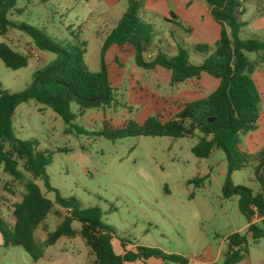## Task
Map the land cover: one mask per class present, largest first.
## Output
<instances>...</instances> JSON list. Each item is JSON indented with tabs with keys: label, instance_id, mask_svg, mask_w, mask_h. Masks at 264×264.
Here are the masks:
<instances>
[{
	"label": "rangeland",
	"instance_id": "rangeland-1",
	"mask_svg": "<svg viewBox=\"0 0 264 264\" xmlns=\"http://www.w3.org/2000/svg\"><path fill=\"white\" fill-rule=\"evenodd\" d=\"M16 9L20 12L13 9L8 13L10 21L41 30L61 47L67 43H85L84 63L91 71L99 72L105 61L113 88V101L105 108L89 109L80 115L78 106L72 104L75 117L70 124H65L52 110L34 101L16 109L12 119L15 136L20 140H35L39 149L52 155L47 175L53 188L63 197L78 199L82 208L99 207L103 222L112 226L120 237L128 235L134 242L162 245L166 251L191 248L190 243L179 239L174 228L186 233L191 225H200L209 244L206 255H211L216 253L223 238L248 223L239 211V197L234 194L230 199H224L222 193L229 179L234 186L247 187L255 193L260 191L255 167L264 150V114L253 131L241 135V148L250 156V163L245 169L231 174L223 151L214 150L207 159L197 158L192 153L201 136L198 132L178 139L137 136L109 140L96 135L106 119L131 118L139 124L150 117L166 120L168 111L175 110L179 102L208 97L219 81L203 73L200 79L171 85L168 70L139 67L134 52L121 56L124 67L120 68L111 62L109 53H103L108 36L95 37L85 31L81 34L76 29L88 17L90 4L87 0H16ZM153 34L156 45L143 53L146 62L152 61L159 52L174 57L178 54V46L188 51L190 61L195 65L202 64L206 58L185 33L180 37L175 29L170 32L164 22ZM2 42L29 56L27 67L15 71L5 67L0 60V85L10 93L24 90L31 82L33 72L56 58L54 53L40 51L31 36L17 29H11L7 36L0 34ZM260 53L248 54L257 72L264 68L257 60ZM34 54L38 60H34ZM259 112H264L261 100ZM79 129L84 133L79 134ZM201 177L207 178L200 186L189 183ZM30 178L25 173L23 181H15L0 165V219L11 227L14 225L13 206L22 199L25 182ZM36 183L47 198L55 200L54 192H49L42 180L38 179ZM57 209L59 207L54 204L43 227L36 231L37 241L47 238V233L55 230L60 221L59 212H54ZM60 214L65 216L66 210L61 208ZM258 225L264 228V222ZM80 228L81 225L75 222L74 230ZM169 232L173 239L163 237ZM57 247L64 248L63 241H59ZM53 250L51 246L45 248L44 259L34 261L22 246L5 248L0 234V264H83L84 255L77 256V261L71 263ZM247 251L255 260L263 258L264 239L254 243L249 238ZM223 260L224 256H221L219 264Z\"/></svg>",
	"mask_w": 264,
	"mask_h": 264
},
{
	"label": "trees",
	"instance_id": "trees-1",
	"mask_svg": "<svg viewBox=\"0 0 264 264\" xmlns=\"http://www.w3.org/2000/svg\"><path fill=\"white\" fill-rule=\"evenodd\" d=\"M210 8L214 20L222 27L221 36L214 48L198 44L195 49L206 58L200 65L191 63L186 49L178 46V54L171 57L163 52L155 55L150 62L144 61L143 53L154 47L153 26L141 17V3L129 0L127 12L115 24L108 35L103 53H110L111 61L124 67L121 55L135 53L139 67L147 70L163 68L171 73V85L200 79L203 73L217 79L219 85L208 97L193 102H184L179 112L163 120L150 117L143 124L131 118L122 120L106 119L96 135L109 140L146 136L183 138L200 133L192 153L200 159H207L214 150L226 155L230 174L241 171L250 163V156L241 148V135L253 131L259 119L260 95L251 79L255 70L247 53H264V42L250 38L242 39L241 30L245 24L240 20L243 4L250 0H199ZM16 9V0H0V34L6 36L11 29H17L31 36L35 46L44 52L56 54V58L33 72L31 82L22 91L10 93L0 85V165L3 172L15 181L24 180L25 173L31 178L25 182L22 199L13 206L14 225L11 227L0 219V234L5 248L22 246L37 261L47 247L54 245L61 237L72 238L76 232L73 223L81 225L80 234L95 256L90 264H125L138 259L156 258L163 262L187 264L188 260L177 254H167L154 247L137 248V253L127 252L117 255L112 241L115 229L103 222L99 207L82 208L78 199L63 197L50 185L47 168L52 163V155L39 149L35 140H20L15 136L12 119L16 109L23 103L34 101L49 108L65 124H70L75 115L71 105L78 106L80 115L93 108H105L113 101L105 61L102 70L91 71L83 61L85 43L79 45H57L44 33L25 23L10 21L7 15ZM29 56L0 43V60L5 67L19 70L28 65ZM264 63V56L261 58ZM212 120V121H211ZM78 133H84L78 130ZM20 168L23 169V172ZM255 175L261 189L255 193L247 187L234 186L230 179L223 189V198L239 197L238 207L248 220L254 216L264 218V150L260 152ZM207 177L195 178L189 183L200 186ZM40 179L49 192H54L55 200L46 197L36 183ZM66 210L62 222L54 231L47 233L43 244L35 241V234L51 212L53 205ZM254 243L264 239V228L251 224L245 234L228 236V249L222 264H238L247 252L248 240Z\"/></svg>",
	"mask_w": 264,
	"mask_h": 264
},
{
	"label": "crops",
	"instance_id": "crops-1",
	"mask_svg": "<svg viewBox=\"0 0 264 264\" xmlns=\"http://www.w3.org/2000/svg\"><path fill=\"white\" fill-rule=\"evenodd\" d=\"M141 3V17L142 19L153 26L156 29L160 23L166 24L168 30L175 29L177 34L181 37L182 33L188 36L189 40L194 46L198 44L208 45L212 48L216 45L221 36L222 27L217 23L211 15L209 6L204 1L199 0H134ZM90 4V9L88 17L85 21L76 28L82 34L83 31L91 34L95 37L98 36H108L115 24L120 20V18L127 12L129 8V0H87ZM241 14H243L242 19H240L245 26L241 30L240 37L242 39L254 38L264 42V0H250L243 4L241 9ZM9 33V32H8ZM7 36V35H6ZM154 41V46H155ZM110 54V53H109ZM247 53V57L250 60ZM111 56V55H110ZM122 56V55H121ZM264 53L258 55V62H261V58ZM251 61V60H250ZM112 62V61H111ZM252 62V61H251ZM253 71L251 74V79L254 81L259 95L260 100L264 105V68L260 70ZM258 73V76H257ZM171 78V75H170ZM219 85V84H218ZM218 87V86H217ZM216 90V89H215ZM187 102H179L175 110H170L166 114V120L170 116H174L179 112L180 104ZM264 112H259V119H261ZM258 119V120H259ZM164 120V119H163ZM59 209L54 212H59L60 221L56 224V227L62 222L64 216L60 214ZM50 215V214H49ZM48 215V216H49ZM264 222V218L259 216H254L248 223L245 224L241 229L234 233L247 232L248 227L251 224H260ZM73 223V229H74ZM41 227L38 229L42 228ZM188 229V230H187ZM186 230V233L179 232L174 228L175 232L178 233V237L184 243H190L191 248L188 251H183L182 249H175V251H166L161 246L148 245L146 243H141V241L134 242L128 235L127 237L119 236L116 233L112 244L114 252L117 255H125L127 252L137 253V248L141 247H154L162 250L167 254H177L188 260L187 264H219L221 256L228 249L227 238H223V241L218 245V249L212 252L211 255H206L209 249V244L206 241L207 235L202 234V227L196 224L191 225ZM81 228L75 231L74 237H61L51 248H53L55 253H59L65 257L66 262L77 261V256L84 255L83 264H90L95 261V256L86 244V241L80 234ZM231 233L228 236L234 234ZM242 234V233H241ZM164 238L173 239L172 234H163ZM46 238H42L41 241H35L38 244H43ZM137 240V239H136ZM59 241H63L64 248H58L57 244ZM260 241V240H259ZM258 241V242H259ZM256 242V243H258ZM193 243V245H192ZM79 256V257H80ZM41 259H44V255ZM242 261H246L248 264H264V257L258 260L253 259L250 252H246L245 257ZM241 261V262H242ZM79 264V263H78ZM125 264H175L163 262L156 258L138 259L132 262H126Z\"/></svg>",
	"mask_w": 264,
	"mask_h": 264
},
{
	"label": "built area",
	"instance_id": "built-area-1",
	"mask_svg": "<svg viewBox=\"0 0 264 264\" xmlns=\"http://www.w3.org/2000/svg\"><path fill=\"white\" fill-rule=\"evenodd\" d=\"M33 58H34V60H38V56H37V54H34V55H33Z\"/></svg>",
	"mask_w": 264,
	"mask_h": 264
},
{
	"label": "water",
	"instance_id": "water-1",
	"mask_svg": "<svg viewBox=\"0 0 264 264\" xmlns=\"http://www.w3.org/2000/svg\"><path fill=\"white\" fill-rule=\"evenodd\" d=\"M212 121V120H211Z\"/></svg>",
	"mask_w": 264,
	"mask_h": 264
}]
</instances>
